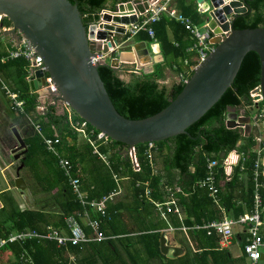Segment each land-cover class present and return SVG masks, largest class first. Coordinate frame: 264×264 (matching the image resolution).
<instances>
[{"label":"trees","instance_id":"1","mask_svg":"<svg viewBox=\"0 0 264 264\" xmlns=\"http://www.w3.org/2000/svg\"><path fill=\"white\" fill-rule=\"evenodd\" d=\"M71 1L77 4L83 23L88 25L98 20L101 10L113 11L116 4L130 0ZM135 1L137 10L147 9L146 4ZM245 4L248 10L234 19L233 27L264 28V0H246ZM177 5L195 24L205 22L204 16L196 11L192 0H178ZM1 25L10 26L11 23L4 17ZM149 26L153 30L154 39L160 44L163 56L162 61L154 63L152 71L133 72L132 68L129 69L128 78H123L120 67H111L108 61L97 67L115 109L130 119H140L158 112L181 91L184 85L182 80H174L169 85L159 82L166 66H174L176 73H182L186 79L192 73L189 65L194 63L193 52H189L188 48L194 40L189 32L164 13ZM127 36L128 34L124 35L123 39ZM136 38L147 42L153 40L149 38L146 30H140ZM26 67L27 63L21 57L0 63V82L23 101V112L19 113L11 108V112L16 114L15 122L23 125L22 138L27 148L20 160L23 166L31 171L41 189L51 195L59 207V212L51 215L42 209H20L10 194L1 192L0 236L25 228L40 230L47 224L64 227L66 216L87 210L90 218L100 219V232L104 238L66 246H57L52 240L39 239L9 242L0 248L2 261H9L10 257H13L15 264H22L19 261L22 251H26L34 264H145L153 258L162 259L164 255L160 253L159 237L161 229L167 228L168 225L158 217L151 200L165 201L168 188L185 214L183 224L189 228L187 232L195 248L200 250L199 254L213 255V250H218L217 235L214 232L207 234L202 228H193L196 224L222 217V213L209 196L208 189L197 185V182L207 175L209 160L216 161L213 171L219 189L217 197L225 212L236 217L250 211L255 183L259 185L258 192L264 205L263 166L255 168L256 160L264 155V148L258 153L254 147L256 136L253 133L244 136L239 127L229 128L225 124L229 106L245 108V113L248 114L251 112L249 107L257 105L258 109L263 110L264 118L263 101L254 104L251 97V91L260 83V61L257 53L249 51L244 55L232 84L197 121L186 128L185 133L154 142L156 151L161 155L165 153L161 171H155L148 162L146 143L135 145L139 167L135 170L128 155L123 152L125 145L114 140H110L109 148L100 147L107 153L111 162L108 168L92 154L91 147L86 142L82 140L78 143L79 136L70 126L65 112H59L58 107L52 104L47 105L43 113L38 112V95L31 90L25 79ZM72 113L73 120L84 121L73 110ZM34 124L38 125L42 135L59 138L57 147L61 155L73 164L72 175L79 177L80 187L88 200L100 199L117 189L111 171L118 175V179L126 177L130 200L109 201L104 217L92 211L89 205L82 206L72 193L68 179L58 167L57 157L46 150ZM87 127L94 129L88 123ZM232 150L242 156L233 166L230 180H224L222 161ZM171 173L175 175L174 181L168 177ZM220 181L223 182L221 185ZM146 188L149 191L147 195ZM127 217L136 221L135 227L129 225ZM262 217L264 218V212ZM169 224L180 226L174 213L169 214ZM83 228L87 235L91 234L87 225L83 224ZM222 253L227 256L226 250ZM213 260L215 261L214 258ZM170 262L171 260H168L167 264Z\"/></svg>","mask_w":264,"mask_h":264},{"label":"water","instance_id":"2","mask_svg":"<svg viewBox=\"0 0 264 264\" xmlns=\"http://www.w3.org/2000/svg\"><path fill=\"white\" fill-rule=\"evenodd\" d=\"M195 1L208 7L207 27L212 31L210 42L214 44L213 49L192 71L168 105L140 119L126 118L115 109L97 71L98 65L107 62L92 64L89 60L94 51L112 54L119 47L117 36L127 32L124 25L137 21L131 1L119 3L113 11L103 10L97 21L85 25L77 4L71 0H0V15L11 23V28L2 30V34L14 45L21 38L30 41L56 88L54 92L48 90V94L58 96L90 126L124 144V154H127V150L139 143L158 142L185 133L186 128L232 84L244 55L249 51L257 53L260 61V83L252 92L264 103V28L233 27L234 19L248 10L246 0ZM127 11L132 14L128 15ZM140 46L142 50L138 55H144V59L136 67L150 72L152 68L149 70L145 66L150 63L149 50L144 42ZM120 60L138 62L120 57L110 59L109 64L118 68ZM35 75L38 79L29 83L31 89L44 83L41 71H36ZM44 97L40 96V105H43ZM249 110L252 111L253 107L250 106ZM225 124L229 128H242L244 136L250 133V116L245 115L243 108L227 107ZM11 132L18 143L11 153L14 159H18L27 151L26 144L15 127ZM14 186L21 191L25 189L21 176L14 179ZM159 248L164 254L170 249L163 233ZM172 249L173 255L182 251L179 247Z\"/></svg>","mask_w":264,"mask_h":264},{"label":"built area","instance_id":"3","mask_svg":"<svg viewBox=\"0 0 264 264\" xmlns=\"http://www.w3.org/2000/svg\"><path fill=\"white\" fill-rule=\"evenodd\" d=\"M171 0H161L159 3L148 1L147 9L144 11H139L134 9L133 13L136 14L137 21L124 25L127 29L129 35H134L140 30H146L148 35L153 38V30L149 26L150 23L159 19L162 13L168 14L171 18H174L177 22L182 24L186 30L189 31L194 39L192 46L189 48L195 52L194 63L189 66L190 70H194L208 55V53L213 49L214 44L210 42L212 38V31L207 27V24L203 26H197L192 23L191 19L180 11L169 6ZM202 12H207L208 7L199 9ZM103 12L100 11L99 15ZM128 15L132 14L131 11H127ZM1 17V16H0ZM1 24V23H0ZM11 28L10 26L2 27L3 30ZM151 50H154V43L151 45ZM112 50L111 48H109ZM109 54L103 53L101 51H94L89 60L92 64H100L101 61L107 60ZM21 57L27 63V74L25 79L28 83L31 81H37L38 77L35 75L36 71L42 72V77L44 83L38 85L33 92H36L40 97L44 95L43 105L37 106L38 109H42L44 104H54L57 107L62 105L63 111L66 113L68 121L73 128V130L78 134L79 137L83 138L87 144L90 145L92 153L97 155L103 162L108 164V159L105 153H103L99 146L101 144H107L110 142V138L103 132L94 129H88L87 123L85 121L79 122L73 120L72 109L63 102L58 96H52L48 94V90L54 92L56 88L51 77L46 73V67L43 64L40 55L36 54L35 49L30 41L21 38L17 45L12 43V46L7 48L5 51L0 53V63H5L8 60ZM186 63V61L184 62ZM139 68L135 67L133 72H138ZM177 80H182L185 82L186 78L182 73H179ZM258 87V86H257ZM1 88L4 90L5 94L10 100L11 108L15 111L21 113L23 112V101L17 98L15 92H12L5 84H1ZM256 88V87H255ZM259 93V92H257ZM256 93L251 91V97L254 104L261 101V98H255ZM39 101V100H38ZM58 102H60L58 105ZM253 114L250 116L252 124L254 126H259V121L263 118V110L258 109L257 105H253ZM35 130L41 135L43 143L47 151L52 153L57 157V164L63 175L68 179V184L71 188L72 193L75 198L82 204V206H90V209L96 212L98 215L104 217L106 216V204L108 201L113 200V198L119 193V186L117 189L111 191L109 194L102 196L100 199L88 200L87 195L80 187V180L78 176L72 175L73 165L70 160L61 155L57 145L59 143V138L57 136L47 137L41 134L37 124H34ZM255 150L259 153L264 148V137L256 136ZM156 148L154 142H147L145 147V152L147 153L148 159H151V151ZM131 158V163L137 170L138 163L135 157V146L128 151ZM233 154L234 158L230 155ZM242 154L238 153L236 150L230 151L222 161V176L224 180H230L232 168L235 166ZM216 165V161L209 160L207 164V175L203 180H199L197 185L199 187H206L208 189L209 196L213 199V202L218 203V186L215 183V176L213 167ZM262 165V160L258 158L255 162V168ZM116 179V174L113 175ZM257 171L254 174V180H256ZM258 184L255 183L253 191L252 208L248 212L239 214L236 217L222 212V217L217 220H212L204 222L202 224H196L193 226L195 229L203 228L206 230L207 234L214 232L219 238V244L221 246H227L230 243L231 236L233 235V226L240 225L244 229V240H243V253L248 260V264H258L259 259L262 254V248L264 246V241L261 233V228L264 225V219L262 214L264 212V205L261 202V197L258 192ZM177 189V188H176ZM148 189H145V194H148ZM167 197L165 201L151 200L154 208L158 212L161 218L166 219L167 213H175L179 219L183 218L182 212L176 204V198L172 191L167 189ZM82 218H85V224L90 228L91 234L87 235ZM184 229V226L180 227ZM170 230L173 228L170 226ZM104 236L100 232V219L90 218L89 212L85 210L83 213L70 214L64 218V228L55 227L52 225H47L44 228L37 230L33 228H25L23 230L11 231L3 236H0V248L9 242H23L28 239H39V240H52L57 246H66L68 244L75 245L79 243H84L89 240H101ZM19 261L22 264H34L30 256L26 251H22L19 254Z\"/></svg>","mask_w":264,"mask_h":264},{"label":"crops","instance_id":"4","mask_svg":"<svg viewBox=\"0 0 264 264\" xmlns=\"http://www.w3.org/2000/svg\"><path fill=\"white\" fill-rule=\"evenodd\" d=\"M132 3H133V5H134V8L135 9H137V7H136V5H137V2L135 1V0H130ZM140 1V3H143V4H146L147 5V2L148 1H153V2H157V3H159L161 0H139ZM193 2H194V4H195V8H196V11L199 13V14H201V16H204L203 18H205V22L204 23H202V24H200V25H197V24H195L193 21H192V19L190 18V16L189 15H187V14H184L179 8H178V5H177V2H178V0H171L170 1V3H169V6L170 7H172V8H174V9H176L177 11H180L182 14H184L185 16H187V17H189L190 19H191V21H192V23L193 24H195V25H197V26H203L204 24H207V22H208V19H209V16L207 15V12H202V11H200L199 9H201L202 7L203 8H205V5L203 4H198V3H196V1L195 0H192ZM119 4V3H118ZM118 4H116V6L118 5ZM115 9H116V7H115ZM103 10H108V9H103ZM100 13V12H99ZM164 14H166V13H164ZM169 18H171L168 14H166ZM171 19H173L174 21H176L174 18H171ZM177 22V21H176ZM179 23V22H178ZM180 24V23H179ZM182 25V24H181ZM183 26V25H182ZM184 27V26H183ZM188 31V30H187ZM189 32V31H188ZM138 33V32H137ZM137 33L136 34H134V35H129L128 33H126V34H128V36H127V38L126 39H123L124 38V35H126V34H123V35H118L117 36V38H118V48L117 49H121V50H119V52L117 53V57H115V56H113V57H115V58H132L133 60H138V62H135V61H133V62H129V61H126L125 63H131L132 64V66H134V65H137L138 63H140L139 61H141V60H143L144 59V55H138V53L139 52H141V50H142V47L140 46V43L141 42H144L145 43V47L146 48H148V50H149V52L148 53H150V56H151V58L153 57V56H155L156 58H158V60L157 61H162L163 60V56H162V54H161V52H160V44H159V42L158 41H156L155 39H154V37H153V40H152V42H147V41H145V40H141V39H137L136 37H137ZM168 34L169 35H171L170 34V32H168ZM190 34V33H189ZM153 36H154V34H153ZM190 36H191V34H190ZM192 37V36H191ZM149 38H152V37H150L149 36ZM193 38V37H192ZM194 40V39H193ZM0 42H1V39H0ZM12 43L13 42H11L10 40H9V38H7V40L4 42V44H2V42H1V46H0V51H5L7 48H9V47H11L12 46ZM152 43H154V50L152 51L151 50V45H152ZM192 46V45H191ZM190 46V47H191ZM124 47V48H123ZM189 47V48H190ZM188 48V51L189 52H193V56H192V59H194L195 58V52L193 51V50H190ZM114 53V52H113ZM111 59V58H110ZM185 62V61H184ZM120 63H124V61H121L120 60ZM119 63V64H120ZM189 66H191V65H189ZM166 69L164 70V77H165V79H167V78H169V75L167 76V69H168V71L170 70V69H172L175 73H176V71H175V67L173 66V67H170L169 66V68L168 67H165ZM179 75V73H176V75L175 76H173V78H174V80H177L178 79V76ZM166 81L167 80H165V83H166ZM1 84H2V82H1ZM39 96H38V100H39ZM39 105H40V103H39ZM38 105V106H39ZM47 105H49V104H47V103H45L44 104V107L42 108V109H38V112L39 113H43L44 112V110L46 109V106ZM57 107V106H56ZM253 107V106H252ZM244 110H245V108H243ZM58 110H59V112H61V113H64V111H63V109H62V107H60V106H58ZM254 110V109H253ZM253 110L250 112V113H248V114H246L245 113V115H248V116H252V114L254 113L253 112ZM73 115V114H72ZM251 118V117H250ZM71 126V125H70ZM252 127H255L256 129H257V133L259 132V130H258V128H257V126H254L253 124H252V120L250 119V132L252 133ZM262 127L264 128V124H262ZM240 129H242V128H240ZM260 129V128H259ZM264 133V132H263ZM261 134V136L262 137H264V134ZM20 134V133H19ZM254 135L255 136H258V135H256V133H254ZM22 137V136H21ZM80 139L81 140H83L84 142H85V140L83 139V138H81V137H79V140H78V143H80V142H82V141H80ZM89 145V144H88ZM255 145H256V143H255ZM90 146V145H89ZM101 146H104V147H107V148H109V146H110V142H108L107 144H101L100 146H99V149H100V147ZM146 147V146H145ZM255 147V146H254ZM125 148H126V146H125ZM124 148V149H125ZM157 148V147H156ZM156 148L155 149H153L152 151H151V153H152V155H151V159L149 160L148 159V162L153 166V164H154V161H153V152L154 151H156ZM101 150V149H100ZM60 151V150H59ZM102 151V150H101ZM128 151L129 150H127V155H128V157H129V159H130V161H131V157L129 156V154H128ZM92 152V151H91ZM103 152V151H102ZM108 152H109V150H108ZM124 152V151H123ZM103 153H105V152H103ZM93 154V153H92ZM106 154V156H107V159H108V164H106L105 162H103L97 155V157L108 167V168H110V165H111V162H110V160H109V158H108V155H107V153H105ZM95 155V154H94ZM136 157V156H135ZM231 157H233L234 158V156H233V154H231L230 155V158ZM67 158V157H66ZM261 160H262V166H263V171H262V174H264V155L262 156V158H260ZM137 161V160H136ZM73 165V164H72ZM132 166H133V164H132ZM133 169H135L134 168V166H133ZM139 169V168H138ZM137 169V170H138ZM136 170V169H135ZM111 174H112V178L115 180V182L117 183V186H119V188H120V191H119V193L117 194V195H119L120 193H121V191H122V189L123 188H125V186L128 184L127 183V179H126V177H120V179H118L119 177H118V175L114 172V171H111ZM114 174H116V179L114 178ZM24 180V179H23ZM25 182V181H24ZM223 182L222 181H220V185L222 184ZM26 184V183H25ZM25 189H26V187H25ZM128 189H130L129 187H128ZM19 190V189H18ZM20 192H22L23 193V191H21V190H19ZM130 191V190H129ZM117 195L113 198V200H115V201H119V200H121V201H125V202H127V201H129V200H123V199H117ZM109 202V201H108ZM107 202V203H108ZM215 203V202H214ZM107 205V204H106ZM215 205H216V208H218L219 210H220V212L221 211H224V207L222 206V205H220V203H219V199H218V203H215ZM154 206V205H153ZM178 206V205H177ZM179 207V206H178ZM180 209V208H179ZM155 211H156V209H155ZM157 212V211H156ZM182 212V211H181ZM225 212V211H224ZM170 213H172V212H170ZM170 213H167L166 214V219H163V218H161L160 217V215L158 214V212H157V214H158V217L161 219V220H163L165 223H167V228H164V229H161V233H163L164 234V236H165V238H166V244L168 245V246H170V249L168 250V252L167 253H162L161 251H160V253L162 254V255H164V257L162 258V259H159V258H153V259H151L150 261L148 260L145 264H167L168 263V260H171V262L169 263V264H248V260L246 259V257H245V255H244V253H243V247H242V244H243V240H244V229L245 228H243L242 226H240V225H235V226H233V235L231 236V239H230V243L227 245V246H221L220 244H219V238H218V236H217V243H218V250H213V255H211V254H207L206 256L205 255H200L199 254V252H200V250L199 249H197V248H195V246H194V242H192V240H191V238H190V236H189V234H188V227L185 225V224H183V219H184V217H185V214L182 212V215H183V218L182 219H179L178 218V216L176 215V217L178 218V220H179V222H180V226H178V227H174V226H172V225H170L169 224V214ZM222 213V212H221ZM226 214H228V215H230L229 213H227V212H225ZM173 214V213H172ZM90 217V216H89ZM264 219V218H263ZM86 221V220H85ZM126 221L129 223V225H131L132 227H135L134 226V224H135V222L136 221H134V220H132V219H128V217H127V219H126ZM83 224H85V222L83 223ZM47 225H52V224H47ZM47 225H45V226H47ZM86 225V224H85ZM44 226V227H45ZM53 226V225H52ZM172 227L173 229L172 230H170L169 229V227ZM181 226H184L185 228L184 229H181L180 227ZM43 227V228H44ZM62 228V227H61ZM64 228V227H63ZM201 229V228H200ZM203 229V228H202ZM261 233H262V237H263V241H264V225L262 226V228H261ZM176 234H179L180 236H178V237H175V235ZM161 235V234H160ZM160 238V237H159ZM181 238H182V240H183V244L181 243V242H179V241H181ZM176 239H178L179 241H177ZM69 245V244H68ZM172 247H179V248H181L182 249V251L179 253V254H177V255H173V249H172ZM160 249V248H159ZM223 250H226V252H227V256L225 255V254H223L222 253V251ZM215 259V261L213 260V258ZM70 258H72V260H73V257H72V255H70ZM167 261V262H166ZM192 262V263H191ZM258 264H264V246H263V248H262V254H261V257H260V259H259V263Z\"/></svg>","mask_w":264,"mask_h":264},{"label":"rangeland","instance_id":"5","mask_svg":"<svg viewBox=\"0 0 264 264\" xmlns=\"http://www.w3.org/2000/svg\"><path fill=\"white\" fill-rule=\"evenodd\" d=\"M0 23L2 19L5 16L0 15ZM1 25V24H0ZM2 26H0V39L2 44L7 40V37L3 36L2 34ZM0 42V46H1ZM124 48V47H123ZM122 49V48H121ZM116 49V51H113L114 53L109 54L107 60L109 58H115L113 55H117L119 50ZM158 58L153 56L150 59V63H148L147 66L149 70L152 68L153 65L157 61ZM121 76L123 78H128V72L129 69H135L136 65L132 66L131 63H120L119 64ZM169 68V66H166ZM166 68H164L165 70ZM170 69V68H169ZM141 70V69H139ZM167 76L169 75V78L165 79V75L163 72V77L159 80L161 83H165V80L167 85L172 83L174 81L173 76L176 75V73L170 69L168 71L167 69ZM1 85V82H0ZM15 113L11 112V105L10 100L5 94L4 90L0 88V193L5 192L7 194H10L15 201V204L20 209H42L46 210L51 215H56V212H59L58 205L53 201L51 195L49 193L44 192L37 181L35 180V177L31 173V171L23 166L20 158L14 159L13 154L11 153V150L15 148L18 143L16 142L15 137L13 136L11 132V128L15 127L20 135L23 134V125L19 124L18 122H15ZM29 120V119H28ZM259 126L257 127L259 132L257 133V129L255 127H252V133H256V135L261 136V134L264 132V128L262 127V124H264V118H261V120L258 122ZM260 128V129H259ZM264 134V133H263ZM80 141H82L80 139ZM164 154H159L157 151L153 152V169L161 171L162 168V158ZM172 175H169V179L172 181L175 180V175L171 173ZM17 176H21L25 183H26V189H24L23 193L20 192L18 189L14 186V179ZM116 198V197H115ZM117 199H123V200H130V191L128 189V184L125 186V188L122 189L121 193L117 195ZM82 223L85 222V218L81 219ZM180 236L179 234H176L175 237ZM179 241L178 239H176ZM183 244V240L181 238V241H179ZM0 264H15V258L10 257L9 261H2L0 259Z\"/></svg>","mask_w":264,"mask_h":264},{"label":"bare ground","instance_id":"6","mask_svg":"<svg viewBox=\"0 0 264 264\" xmlns=\"http://www.w3.org/2000/svg\"><path fill=\"white\" fill-rule=\"evenodd\" d=\"M252 105V104H251Z\"/></svg>","mask_w":264,"mask_h":264},{"label":"flooded vegetation","instance_id":"7","mask_svg":"<svg viewBox=\"0 0 264 264\" xmlns=\"http://www.w3.org/2000/svg\"><path fill=\"white\" fill-rule=\"evenodd\" d=\"M8 38V37H7Z\"/></svg>","mask_w":264,"mask_h":264}]
</instances>
